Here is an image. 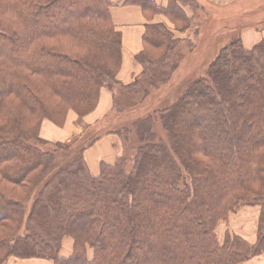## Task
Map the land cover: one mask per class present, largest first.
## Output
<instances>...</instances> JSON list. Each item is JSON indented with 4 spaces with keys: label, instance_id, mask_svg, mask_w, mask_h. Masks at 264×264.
I'll list each match as a JSON object with an SVG mask.
<instances>
[{
    "label": "trees",
    "instance_id": "16d2710c",
    "mask_svg": "<svg viewBox=\"0 0 264 264\" xmlns=\"http://www.w3.org/2000/svg\"><path fill=\"white\" fill-rule=\"evenodd\" d=\"M80 1L0 0V264L11 257L54 264H238L261 254L264 40L250 51L239 37L232 40L212 64L214 80L195 83L196 95L191 83L165 110L164 119L174 117L163 122L170 147L148 143L130 171L103 163L92 176L84 151L97 136L57 167V150L72 144L39 135L44 118L62 125L69 108L82 116L94 109L104 83H118L122 34L112 21V2ZM123 3L139 5L146 15L188 20L177 0L166 7L154 0ZM172 35L161 23H147L136 59L145 68L162 61L155 62L156 50L175 43ZM183 168L188 181L181 184ZM245 203L262 205L259 242L228 232L220 243L217 223ZM176 229L183 234L173 236ZM66 236L75 240L69 256L60 254Z\"/></svg>",
    "mask_w": 264,
    "mask_h": 264
},
{
    "label": "rangeland",
    "instance_id": "374dc122",
    "mask_svg": "<svg viewBox=\"0 0 264 264\" xmlns=\"http://www.w3.org/2000/svg\"><path fill=\"white\" fill-rule=\"evenodd\" d=\"M177 1L179 7H181L183 11V14L186 18H188V20H182L183 17L181 15L177 16L176 14V17H170L162 12L148 15L150 18L153 17L154 19L155 15L164 14L167 21L154 22L151 20L149 23H161L165 25L173 34V37L171 38L176 40L175 43L165 47L164 49L160 48L156 50V52H160V54L154 57L156 58L155 62H157L158 59L162 61L158 63H147L145 68L143 64L136 59L137 54L144 50V45V48L135 56L136 61L142 66V70L134 76L131 82L124 83L118 77L122 67V58L120 68L116 74L118 83L113 85L112 88L106 85V83L103 84L94 109L81 116L75 109L69 108L66 113L65 121L62 125L56 124L49 118H44L42 120L39 129V135L41 138L51 142H64L72 144L69 148L64 147L67 150H57V167H63L66 164L71 163V160L78 155L81 148L84 147L82 144H85L91 136H97V138L94 140L92 145H89L86 148L84 156L89 172L92 176H98L100 174L103 163L110 165L119 163L130 171L131 168H134L135 166L141 148L148 143L155 142L158 144H168V147H170L169 132L163 127V122L166 120L164 119L165 110L180 100L182 95L187 92L188 88H190L188 86L191 83L192 91L194 92V95H196L198 85H202L203 81L206 84L207 82L210 83V81L214 80L212 78L214 75L212 64L216 60L220 51H222L224 47L228 46L232 40L239 37L242 41L244 49L249 51L254 49L256 44L264 40V38H261L255 45L247 48L244 45L242 38L245 28L253 29L255 26L264 28V0H245L242 3L230 5L225 8L210 7L206 4L204 5L199 0H196L199 5H195L194 2H190L188 0ZM85 3H87L85 0H81L79 2L80 5ZM77 6L78 5L75 7ZM63 13L60 12L58 14V21L63 19ZM75 13V11L71 10V15ZM69 19L70 17L67 16L66 20ZM114 27L116 30L120 31L115 23ZM120 33L122 34L121 31ZM121 42L123 48L122 35ZM168 42L170 41H167L166 44ZM168 47L171 48L168 49ZM148 49L155 53V50L149 46H147V50ZM257 52L258 50H255L252 53L256 56L259 55L256 54ZM232 62L237 63L234 58H232ZM197 82L198 85H195ZM132 83V86H128ZM103 89L108 90L111 94L112 99L110 107L104 111L100 117L90 122L94 112H96L99 107ZM73 116L77 117L74 125ZM170 118L171 117L166 120L168 123H170L169 121L172 122L174 119V117H172L171 120H169ZM140 122L142 123L139 124ZM192 124L195 129H198V123L196 124L190 122V126ZM69 127L73 134H69L67 131ZM141 130L144 131L143 134H141ZM52 137L55 139H50ZM74 140H77V142H73ZM87 151H94L92 154V163L94 164L95 159L97 168H99L96 174L92 173L86 158ZM102 157H104V159H101ZM92 163L90 162V164ZM182 167L184 166L182 165ZM54 171H57V169H54ZM54 171H52L48 177L53 178L56 173ZM185 181H188V173L183 168L181 184ZM44 186L45 184L41 183L39 187ZM34 194H32L31 198ZM25 195L26 194L24 193L23 196ZM30 201L24 202L26 213L32 207V200L30 199ZM244 209L245 211H249L251 217H253L255 209V215H257L258 218L257 236L255 241L249 240L230 229V227L235 226V223L231 224L229 222L231 215ZM261 211V203H245L240 205L237 210L229 213L227 219H222L217 223L215 228L217 240L220 243H223L226 239V234L229 232V235L239 236L250 244L259 242L260 236L258 234V230ZM221 223H226V225H222L220 228ZM228 223L230 227H228ZM218 227L220 229L224 228L225 235L223 240L218 237ZM22 230L23 227L20 232H22ZM182 234L183 231L181 229H176L172 232L173 236H181ZM70 240H72V245L69 249L70 254L74 252L75 240L71 236H66L61 244L60 254L64 248V244ZM87 251L91 257L93 255V249L88 248ZM262 253H264V251ZM155 255H150V257H154ZM11 258L19 259L20 257Z\"/></svg>",
    "mask_w": 264,
    "mask_h": 264
},
{
    "label": "crops",
    "instance_id": "0c3cea01",
    "mask_svg": "<svg viewBox=\"0 0 264 264\" xmlns=\"http://www.w3.org/2000/svg\"><path fill=\"white\" fill-rule=\"evenodd\" d=\"M112 2V6L110 8V13L114 23L117 28L122 32L123 37V48H122V67L119 72V79L124 83H129L133 80L134 76L142 70V66L136 61L135 56L144 48V32L146 29V24L151 20L154 22L167 21V18L162 15H155L150 18V16L146 15L143 9L139 5L134 4H124L125 0H110ZM158 6L166 7L169 0H154ZM204 5H208L214 8H225L230 5L239 4L244 2L245 0H199ZM241 5V4H240ZM259 6V5H258ZM256 27V28H255ZM253 29L245 28L242 34V38L244 41V45L247 48L255 45L259 39L264 38V28L255 26ZM111 94L108 90L103 89L100 99V104L96 112H94L92 119L90 122L96 120L100 117L104 111L109 109L111 104ZM71 115V114H70ZM92 116V115H91ZM90 116V117H91ZM74 118L73 125L76 123L77 117ZM71 127V126H70ZM67 130L69 134H73L72 130ZM49 138V137H47ZM55 139V138H50ZM96 146V144H95ZM94 146V147H95ZM86 152V158L90 165L93 174L98 172L97 164L94 159V164L92 163V154L94 151ZM89 154V155H88ZM101 159H104L102 157ZM106 159V158H105ZM90 162L92 164H90ZM248 208V207H247ZM256 209V208H255ZM255 209L253 217L250 216L249 211L242 210L236 214L231 215L229 222L235 223V226L230 227L228 223V227L234 232L239 233L243 237L255 241L257 236V215H255ZM250 210V209H247ZM257 210V209H256ZM222 225H226V223H221ZM218 227V237L223 240L225 235L224 228L220 229ZM72 245V240L68 241L64 244V248L62 249V255L70 254V247ZM3 264H54L51 260L41 259V258H10ZM238 264H264V253L260 255H256L244 262Z\"/></svg>",
    "mask_w": 264,
    "mask_h": 264
}]
</instances>
